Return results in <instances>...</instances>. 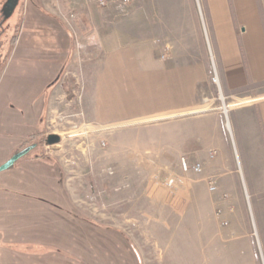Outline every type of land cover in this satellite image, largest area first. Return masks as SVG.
Instances as JSON below:
<instances>
[{
  "label": "crops",
  "instance_id": "obj_1",
  "mask_svg": "<svg viewBox=\"0 0 264 264\" xmlns=\"http://www.w3.org/2000/svg\"><path fill=\"white\" fill-rule=\"evenodd\" d=\"M36 1V25L28 29L24 21L6 44L7 51L0 46V86L5 83L0 164L50 121L48 112L56 107L62 79L75 64L84 117L102 125L150 124L147 131H118L112 143L131 140L138 150L147 147L148 154L167 157L172 167L178 166L180 156H196L203 169L214 162L216 168L205 181L214 178L217 190L211 193L218 192L221 206L234 205L220 208L229 221V235L238 229L242 234L227 247L215 238L198 242L197 264H264V0H129L112 15L98 8L99 0H67L77 8V39L92 33L99 37L97 55L79 61L72 51L75 34L50 10L57 0ZM210 52L224 102L229 100L227 116L211 80ZM212 149L218 155L210 157ZM223 153L230 156L229 164ZM48 154L18 160L4 177L7 193L22 188V195L32 197L27 205L16 199L22 218L30 217L38 227L39 250L27 256L36 255L35 264H91L87 252L93 251L92 233L76 223L91 218L78 211L75 195L55 194L58 183L66 189L65 180L60 178V161ZM222 170L226 172L218 174ZM243 199L253 205L257 241L248 224L238 219ZM12 219L10 227L21 228L27 237L22 244H31L26 236V227H31ZM56 219L59 227L52 224Z\"/></svg>",
  "mask_w": 264,
  "mask_h": 264
},
{
  "label": "rangeland",
  "instance_id": "obj_2",
  "mask_svg": "<svg viewBox=\"0 0 264 264\" xmlns=\"http://www.w3.org/2000/svg\"><path fill=\"white\" fill-rule=\"evenodd\" d=\"M8 1L0 0V46L3 45L4 48L17 36V28L21 27L24 21L28 29L36 25V9L39 7L36 0H11L10 7L6 5ZM105 1H107L105 6L100 7L97 2L96 4L99 9H107L112 15V11L115 12L114 3L112 0ZM50 7V10L63 20L68 28L70 26L63 17L73 11L76 15L73 22L75 29L77 8L72 7L67 0H57ZM205 27L207 28V23ZM92 35L96 42L93 44L100 45L96 33L87 34L79 41L80 44L86 46L85 39ZM75 47L76 45L72 50L73 53L77 51ZM84 49L90 50V54L93 51L90 48ZM5 50L7 51V48ZM2 51L4 50L0 49V63ZM97 52L99 51H93L92 54L97 55ZM86 54L84 53L83 57ZM90 54L86 55V58ZM76 68L75 64L68 66L69 72L63 77L59 95L57 94L55 100L56 107L48 112L47 119L51 122H45L42 131L30 134L32 137L37 133L42 135L56 133L61 137V141L54 145L44 143L38 149L31 150L28 155L35 152L49 153L48 155L60 161L63 169L60 178H64L66 189L62 190L61 183H58L57 187L55 186V194L57 196L75 195L78 211H82L91 218L76 222L77 225L82 223V226L86 227L87 234L92 233L93 251L87 252V259H90L88 263L197 264L198 242H211L215 238L221 240V243L227 247L239 238L242 234L241 230L233 229L236 234L229 235L228 227L221 225V219L227 218L225 215L222 217L216 215V211L224 207L218 202V192L211 193L207 190L205 177L213 174L210 171L216 168L213 166L214 162L211 161L208 166L205 165L206 169L198 174L191 170L193 163L203 162L196 156H183L188 161L187 170H183L180 165L182 156L177 157L178 166L172 167L167 157L148 154L147 147L144 150H138V147L134 148L131 140L118 145H115L116 141L112 143L111 140L118 131H147L150 124L149 122L142 124L132 122L102 125L89 121L82 114L78 102L80 91L76 80L81 76L77 77L75 74ZM4 89L3 82L0 86V102L2 103L5 102ZM215 93L217 97H220L217 87ZM228 101L226 99L227 103ZM218 102L220 101H217V106L220 105ZM233 150L230 149L231 152ZM216 152L218 155V151ZM25 156L27 155L22 156L18 162L22 163ZM232 157H235L234 152ZM223 159L227 164L230 163L228 154L223 153ZM9 171L8 168L0 173V264H24L28 259L30 264H35L36 255L31 257L27 256V253L35 251L33 253L36 254L39 250L40 246L36 242L38 227L36 221L29 219L30 217L26 220L22 218L23 211L18 208L21 207V203L16 202V199H22L26 205L32 204L30 201L32 197L22 195L25 192L22 188L14 187V192L8 193L4 190L6 184L4 177L7 173H11ZM225 172L226 170H222L218 174L223 175ZM169 179L173 180L171 184H167ZM12 180L17 179L13 177ZM241 191L243 195L242 187ZM7 197L14 200L11 201ZM226 205L224 210L232 207L233 203L226 202ZM22 207L29 208L25 205ZM235 207L240 210V205ZM239 212L240 215L237 214L239 221L248 224L249 230L253 233L252 236L256 239L251 215V212L253 214L252 203L250 202L249 205L243 199L242 210ZM10 215L13 217V219L11 217L12 222H16L18 226H23L25 222L26 226L31 227V229L26 227V236L33 240L31 244H22L27 237L22 236L21 228L16 230L10 227L11 219L7 221L9 218H6ZM59 220L56 219L57 224H52L59 227L61 225ZM198 229H200L199 235ZM77 233L79 234L80 231L78 230ZM87 238L90 241V237L87 236ZM56 239L58 238L50 236V242L60 246L58 242L61 241ZM77 239H80V236ZM10 244L13 245L11 247H16L14 244H21V246L15 250L8 248Z\"/></svg>",
  "mask_w": 264,
  "mask_h": 264
},
{
  "label": "built area",
  "instance_id": "obj_3",
  "mask_svg": "<svg viewBox=\"0 0 264 264\" xmlns=\"http://www.w3.org/2000/svg\"><path fill=\"white\" fill-rule=\"evenodd\" d=\"M100 4L102 6L106 5L107 4V1L105 0H99ZM112 2L114 3V6L119 9V10H123L125 5L128 4L129 0H112ZM75 13L72 11V12H69L68 14H66L63 18L65 20V22L70 26V29L72 30V32L75 34V29L73 28V22H74V19H75ZM204 30H205V26H204ZM76 38H75V45H76V54L78 56L79 59H83V58H86V55L90 54L89 52H91L90 50H85L84 48H90L92 49L93 51H97L99 50V45H94L96 42L94 40V37L93 35L90 37V38H86L85 40H87V44L86 46H83L82 44H80L79 40L77 39V34H75ZM94 43V44H93ZM98 44V43H97ZM92 45V46H91ZM94 45V46H93ZM167 48L164 49V51L166 52ZM88 51V52H86ZM92 51V53H93ZM83 52V53H82ZM84 53L86 54L85 57L84 56ZM91 53V54H92ZM81 55V57H80ZM161 58L164 59L165 58V54L161 55ZM210 58H211V61H212V67H213V73H212V76H211V80L212 82L216 85V87L218 88V92H219V96L222 100V105H221V110L223 111L224 115L227 116V113H228V109H229V106L230 104L228 103H225L224 102V97L222 95V92H221V86H220V79H219V75H218V72L216 70V67H215V63H214V59H213V56H212V53L210 52ZM216 154V150L215 149H212L210 150V157H214V155ZM180 165H181V168L183 170H187L188 168V161L186 158L182 157L181 160H180ZM191 170L195 173H198L200 174L202 171H203V165L201 162H195L191 165ZM173 182L172 179H169L167 184H171ZM206 183H207V187H208V190L209 192H215L217 190V186L215 184V180L213 177H208L206 179ZM223 198L224 199H227L228 198V195L225 194L223 195ZM216 215L218 217H222L223 216V211L222 209H218L216 211ZM229 224V221L226 219H221V225L226 227L228 226Z\"/></svg>",
  "mask_w": 264,
  "mask_h": 264
},
{
  "label": "water",
  "instance_id": "obj_4",
  "mask_svg": "<svg viewBox=\"0 0 264 264\" xmlns=\"http://www.w3.org/2000/svg\"><path fill=\"white\" fill-rule=\"evenodd\" d=\"M11 2L12 1L9 0L6 5L10 7ZM60 140H61V137L58 134H56V133H50L46 137V144H48V145H54V144L59 143ZM30 148H31V146L30 147H26V148L20 150L19 152H17L14 155H12L5 162H3L2 164H0V172H2L4 170L8 169L9 167H11L19 158H21L22 156H24L30 150Z\"/></svg>",
  "mask_w": 264,
  "mask_h": 264
},
{
  "label": "flooded vegetation",
  "instance_id": "obj_5",
  "mask_svg": "<svg viewBox=\"0 0 264 264\" xmlns=\"http://www.w3.org/2000/svg\"><path fill=\"white\" fill-rule=\"evenodd\" d=\"M40 137H44V139H40ZM46 137H47V135H42V134H40V133H37V136H35L34 138L32 137V138H30L31 140H28L26 143H24L23 144V146L20 148V149H18L15 153H17V152H19L20 150H22V149H24V148H26V147H30L31 146V148H30V150L25 154V155H27L28 156V153L31 151V150H36V149H38V147L39 146H41V145H43L44 143L46 144ZM15 153H13L12 155H14ZM11 155V156H12ZM30 155H32L33 157H35V156H38V155H41V156H45L46 154H41V153H38V152H35V153H32V154H30ZM10 156V157H11ZM41 156H38V157H41ZM9 157V158H10ZM26 157V156H25ZM8 158V159H9ZM20 159V158H19ZM18 159V160H19ZM17 160V161H18ZM16 161V162H17ZM15 162V163H16ZM14 165V164H13ZM12 165V166H13ZM11 166V167H12ZM10 168V167H9Z\"/></svg>",
  "mask_w": 264,
  "mask_h": 264
},
{
  "label": "trees",
  "instance_id": "obj_6",
  "mask_svg": "<svg viewBox=\"0 0 264 264\" xmlns=\"http://www.w3.org/2000/svg\"><path fill=\"white\" fill-rule=\"evenodd\" d=\"M0 65H1V63H0ZM35 136H37V135H32L33 138H34ZM41 138L44 139V137H40V139H41ZM38 156H41V155H38ZM14 245H16V247H11V246H13V245L10 244V246H9L8 248L18 250L19 247L21 246V244H18V245H17V244H14ZM36 248H37V247H36ZM32 250H33V249H32ZM35 250H36V249H35ZM33 252H35V251H32V253H33Z\"/></svg>",
  "mask_w": 264,
  "mask_h": 264
}]
</instances>
